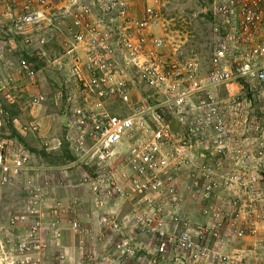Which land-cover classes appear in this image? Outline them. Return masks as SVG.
Listing matches in <instances>:
<instances>
[{
    "label": "built area",
    "instance_id": "1",
    "mask_svg": "<svg viewBox=\"0 0 264 264\" xmlns=\"http://www.w3.org/2000/svg\"><path fill=\"white\" fill-rule=\"evenodd\" d=\"M63 2L74 3L70 10H57L53 0H26L11 31L20 35L30 27L42 26L57 15L56 10L59 15L70 14L69 22L60 21L65 26L56 29L65 31L70 38L67 59L71 85L50 100L64 107V141L72 160L57 169L85 166L102 170L123 147V167L127 169L123 175L129 188L125 192L116 187L115 191L118 196L132 198L138 238L124 239L121 260L111 263L246 264L241 254L251 250L262 254L264 245L259 242H254L249 250L241 243L256 239L257 228L264 226V142L260 141L253 155L237 151L238 167L223 180L224 187L244 189L248 194V200L234 201L233 211L211 205L222 183L221 169L217 168L216 175V167L205 164L196 169L195 174L201 176L192 175V192L208 204L203 210L205 218H225L229 222L230 230L218 233L212 222L194 226L179 212L182 198L174 184L177 172L173 169L178 171V165L188 164L186 159L194 150V156L206 154L199 146L207 139L205 133L189 128L182 120L172 131V118L167 119L188 107L197 110L202 103L210 115L205 121L207 132L212 133L207 140L208 150L219 156L228 154L235 138L230 132L228 113L235 109L239 113L242 107L264 100V0H211L206 11L211 24V55L205 77L197 58L184 57L181 44L168 35L163 11L170 0H152L141 17L132 15L135 0ZM155 29L163 33L155 34ZM18 75L34 82L38 72L31 62L22 60ZM136 86L145 90L146 100H134L132 92ZM214 91L223 92L222 109L213 105L220 95L214 96ZM0 95L14 103L4 84H0ZM201 96H205L204 100L197 101ZM114 104L118 105L115 110ZM150 122L145 133L151 139L138 142L135 130ZM33 129L37 130V126ZM254 131L263 138L260 126ZM250 157L254 162L247 169L244 161ZM55 169L39 163L22 148H11L0 141V192L21 186L27 195L38 199V188L29 187L42 172ZM24 176L31 179L21 181ZM34 201L37 205L38 200ZM34 210L27 216L10 215L0 220V264L48 263L43 256L49 245L42 233L60 239L62 224L57 219L44 230ZM72 226L76 230L78 223L73 222ZM205 237L206 243L215 241L213 248L203 243ZM66 257L62 254L56 260L67 264ZM83 264L105 263L86 255Z\"/></svg>",
    "mask_w": 264,
    "mask_h": 264
},
{
    "label": "rangeland",
    "instance_id": "2",
    "mask_svg": "<svg viewBox=\"0 0 264 264\" xmlns=\"http://www.w3.org/2000/svg\"><path fill=\"white\" fill-rule=\"evenodd\" d=\"M26 0H0V52L2 56L1 80L7 86V94L14 99L10 104L4 95H0V141L6 142L11 148H22L24 151L34 155L41 164H48L56 169L51 172H42L36 177L29 189L38 188V199L33 195H27L21 186L8 187L0 192V220L7 219L10 215H26L34 210L35 216L39 218L42 229H49L56 223L57 219L61 225L60 239L53 238L47 232H43V238L49 245L44 253L47 264H66L56 259L62 254L67 257V264H83L84 256H94L105 264H113L114 260H121L124 239H137L134 232L132 210L134 204L132 198L118 196L115 188L127 191L129 183L123 172L124 149L119 147L116 154L105 169L89 167H75L60 169L67 166L72 158L64 141V107L57 106L50 99L65 86L71 85V72L67 59L69 48V35L58 27L60 21L69 22L70 14H60L51 17L42 26L30 27L23 34H15L11 31L13 20L20 16L22 5ZM63 1V0H62ZM72 4L74 2H71ZM72 4L65 10H70ZM211 0H170L163 11L164 17L170 22V37L175 38L181 44V52L184 57H195L200 63L202 75L208 69L209 57L211 55V24L206 11L210 8ZM55 29V31H54ZM62 29V28H61ZM52 34H54L52 36ZM169 35V34H168ZM22 60L31 62L38 77L34 82L18 75L19 65ZM1 74V73H0ZM216 99L215 108L222 109L224 105L223 92ZM135 101L144 100L147 93L141 87L136 86L132 92ZM205 96L197 98L202 102ZM37 100L36 103L33 100ZM212 103V102H211ZM114 104L112 109H117ZM225 112V111H224ZM238 110H230L228 121L231 135L235 138L228 154L219 156L218 153L211 154L207 144L208 136L212 133L207 129L206 117L210 116L207 108H202V103L194 108H186L180 114L168 115V119L182 120L186 126L205 133L206 141L199 145L206 154L194 156L195 150L186 159V165H178L174 184L180 192L182 201L179 203V212L184 214L194 226H201L212 222L218 227V233L230 230L229 222L225 218L211 220L205 218L204 208L208 205L200 195L193 193L192 176L196 169L205 164L215 166L213 168L217 175V168L221 169V184L216 190V198L211 205L221 206L233 211L234 201L248 200V194L244 189L224 187L223 180L228 177L236 166L237 151L245 154H254L264 142V100L255 102L252 107L244 106ZM135 130L138 142H145L151 137L145 130L147 126ZM37 126V130H34ZM261 127L263 138L256 136L255 128ZM147 128V129H146ZM205 130V131H204ZM144 132V133H143ZM198 135H201L199 132ZM253 135V136H252ZM144 136V137H143ZM240 136L242 138H240ZM246 141L244 142V140ZM211 149V148H210ZM204 155L206 158H203ZM211 158V160H210ZM253 160L250 157L244 161L247 169L252 168ZM249 172V171H248ZM218 173V175H220ZM251 175V173H248ZM201 176L200 174H195ZM31 177H22L21 181H28ZM114 182V187L111 183ZM114 190V191H113ZM34 200H38L35 204ZM243 203V202H242ZM232 207H228V206ZM240 205V204H239ZM260 205V204H259ZM77 222L78 227L73 229L72 223ZM234 233V232H233ZM6 236H9L6 233ZM205 237L203 243L207 248H213L215 241L207 242ZM254 242L264 245V226L257 228L256 239H246L243 244L248 250L254 246ZM247 250V251H248ZM263 253L254 250L241 254L246 258V264H264ZM212 256V255H211ZM104 257V258H103ZM202 264L205 263V261ZM210 264V263H209Z\"/></svg>",
    "mask_w": 264,
    "mask_h": 264
},
{
    "label": "crops",
    "instance_id": "3",
    "mask_svg": "<svg viewBox=\"0 0 264 264\" xmlns=\"http://www.w3.org/2000/svg\"><path fill=\"white\" fill-rule=\"evenodd\" d=\"M151 1L152 0H135L134 6L131 10L132 15L136 16V17H141L144 7L146 6L147 3H150ZM53 3L55 6V9H57V10H62L63 8H67V6H68V4L66 2L64 3L62 0H53ZM169 27H170V22H168V24H167V31H168V34L170 36ZM153 33L160 35L163 33V30L155 29V30H153ZM172 39H174V41L176 43H179V41H176L175 38H172ZM1 43H3V42L0 40V47H1ZM0 59L2 61L1 52H0ZM1 67H2V64L0 62V73H1L0 74V84H4L5 81L3 82L1 80V75L3 76Z\"/></svg>",
    "mask_w": 264,
    "mask_h": 264
},
{
    "label": "water",
    "instance_id": "4",
    "mask_svg": "<svg viewBox=\"0 0 264 264\" xmlns=\"http://www.w3.org/2000/svg\"><path fill=\"white\" fill-rule=\"evenodd\" d=\"M180 126V122L179 121H173L172 123H171V129H172V131H175V130H177V128Z\"/></svg>",
    "mask_w": 264,
    "mask_h": 264
},
{
    "label": "clouds",
    "instance_id": "5",
    "mask_svg": "<svg viewBox=\"0 0 264 264\" xmlns=\"http://www.w3.org/2000/svg\"><path fill=\"white\" fill-rule=\"evenodd\" d=\"M34 66V65H33ZM175 121V120H172V122ZM176 121H179V120H176Z\"/></svg>",
    "mask_w": 264,
    "mask_h": 264
},
{
    "label": "trees",
    "instance_id": "6",
    "mask_svg": "<svg viewBox=\"0 0 264 264\" xmlns=\"http://www.w3.org/2000/svg\"><path fill=\"white\" fill-rule=\"evenodd\" d=\"M67 151V150H66Z\"/></svg>",
    "mask_w": 264,
    "mask_h": 264
}]
</instances>
